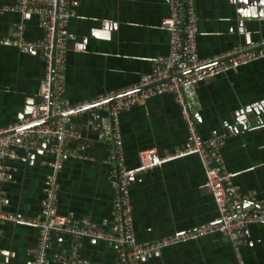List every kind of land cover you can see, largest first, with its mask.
Returning <instances> with one entry per match:
<instances>
[{
  "label": "crops",
  "instance_id": "crops-1",
  "mask_svg": "<svg viewBox=\"0 0 264 264\" xmlns=\"http://www.w3.org/2000/svg\"><path fill=\"white\" fill-rule=\"evenodd\" d=\"M197 13L196 47L199 56H211L232 46L264 36V16L240 17L234 0H194ZM65 55L64 96L69 103L93 98L109 89L133 83L151 67V60L167 50V33L160 19L167 14L166 0H70ZM13 22L22 24L27 37H39L36 14L7 11L0 14V32ZM43 61L36 52L0 43V126L22 115L37 99ZM198 105L194 110L201 137L223 134L219 152L230 181L241 192L252 190L264 200V121L232 130L229 124L247 106L264 102V56L233 69L217 72L194 84ZM105 115L98 110L97 115ZM243 119V118H242ZM98 120L87 112L71 115L80 137L67 141L68 153L56 172L59 213L86 218L111 228L113 191L107 173L109 139L93 127ZM121 152L127 168L139 162L138 151L153 147L157 156L182 148L187 132L173 95L148 97L118 114ZM229 128V129H228ZM49 139L36 147H16L3 163L7 176L1 183L4 209L34 215L42 204V185L54 160ZM133 234L150 240L207 222L215 215L212 196L204 182L198 156L187 153L133 174L129 183ZM37 228L0 222V259L7 264H28ZM238 251L243 264H264V221L246 225ZM59 241L72 247L69 236H52L47 264H59L50 255ZM76 250L83 264H115L114 249L103 240L82 237ZM139 264H238L229 241L211 232L163 246Z\"/></svg>",
  "mask_w": 264,
  "mask_h": 264
},
{
  "label": "built area",
  "instance_id": "built-area-1",
  "mask_svg": "<svg viewBox=\"0 0 264 264\" xmlns=\"http://www.w3.org/2000/svg\"><path fill=\"white\" fill-rule=\"evenodd\" d=\"M167 14L160 26L167 33V50L151 60L148 71L119 89H109L93 98L69 103L64 96L65 55L67 48V22L72 14L70 0H0V14L17 11L34 13L42 28L39 37H27L22 24L13 22L6 32H0V43L20 50L36 52L43 61V73L38 83L37 99L30 101L25 112L13 122L0 126V222L32 225L37 228L35 244L30 248L28 264H47L46 255L52 236L66 235L72 247L62 250L57 241L50 255L59 264H83L76 250L82 237L103 240L114 249L115 264H139L140 259L158 252L163 246L198 236L219 232L230 243L237 263L243 264L238 246L245 241L246 225L264 221V200L252 190L241 192L230 181L231 172L225 169L219 147L223 134L200 136L194 117L198 105L194 84L217 72L264 56V36L211 56H199L196 47L197 13L194 0H166ZM169 92L179 106L180 116L187 132L185 145L169 154L157 156L153 147L138 151L139 162L132 168L124 165L118 114L148 97ZM104 110L105 115H97ZM87 112L98 120L93 127L99 136L109 139L107 177L113 191L111 228L91 224L86 218H72L56 209V172L61 159L68 153L66 143L80 137L71 124V115ZM243 119H238L241 122ZM51 141L47 150L54 160L49 162L50 172L42 185V204L39 212L24 215L4 209L5 197L1 188L6 178L3 159L14 157L16 147H36L37 140ZM195 153L204 174V182L215 205L211 220L150 240H136L130 214L129 183L134 173L148 170L162 161L178 155ZM0 264H7L0 259Z\"/></svg>",
  "mask_w": 264,
  "mask_h": 264
},
{
  "label": "water",
  "instance_id": "water-1",
  "mask_svg": "<svg viewBox=\"0 0 264 264\" xmlns=\"http://www.w3.org/2000/svg\"><path fill=\"white\" fill-rule=\"evenodd\" d=\"M234 1L237 9V14L240 17L264 16V0ZM240 118H243V120L241 122H238V119ZM234 120V123L229 124V127L232 130H236L238 128H241L242 126H249L251 124L264 121V102L261 100L253 104H249L244 114L236 116Z\"/></svg>",
  "mask_w": 264,
  "mask_h": 264
}]
</instances>
